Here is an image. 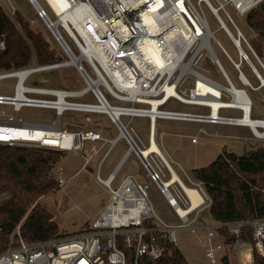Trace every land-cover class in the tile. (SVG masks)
<instances>
[{
  "label": "built area",
  "instance_id": "1",
  "mask_svg": "<svg viewBox=\"0 0 264 264\" xmlns=\"http://www.w3.org/2000/svg\"><path fill=\"white\" fill-rule=\"evenodd\" d=\"M42 1L54 20L50 19L47 11L37 0H27L36 18L52 36L66 60L38 66L33 59L27 68L0 73V80H15L12 95H0V106L10 110L0 111V145L46 149L60 153L71 152L83 157L86 165L90 157L97 153L92 148L90 156L86 157L84 155L86 143L102 142L108 144L111 149L119 140H123L127 146L123 161L129 154L137 158L132 144L137 147L138 145L120 118H146L149 123L150 145L154 138L156 120L198 123L204 121L210 113L205 116L162 109L169 100H175L180 104L205 108L211 112L209 106L202 102L192 103V89L196 87L197 81L218 92L219 102H224L223 96L229 98L225 101L229 103L228 106L217 109L218 118L220 110L238 111L242 115L243 109L239 104L245 101L254 127L242 124L241 127L248 128L256 139H264V120L250 117L251 100L243 89H236L233 86L216 58L211 42H215L220 50L222 48L210 32L201 11L189 0H53V4L50 3L51 0ZM8 2L9 0H0V7L11 18L14 10L12 12L8 10ZM215 2L218 4L216 8L212 7L208 0H197V5L199 7L201 3L206 4L237 48L239 63H233L223 50L222 52L237 70L239 82L252 91L264 88V77L258 73L243 52L240 42L245 43L263 74L264 56L262 58L257 56L224 11L225 6H230L247 22V16L251 12L264 7V0H215ZM220 9L235 28L236 37L228 32L219 18L217 13ZM28 22L31 25L35 24L32 19H28ZM60 28L70 44L63 37ZM257 36L259 47L264 48V34ZM147 46L150 47V51L161 56L165 64L163 69L149 68L145 53ZM3 49L4 45L1 42L0 50ZM202 52L213 61L225 85L209 77L210 71L199 72L194 69ZM240 63L248 66L257 81V87H252L239 72ZM172 65L175 67L172 68ZM67 66L72 67L75 76L84 83L82 89L64 90L24 85L32 74L50 72ZM185 76L193 78V87L187 97L189 101L182 99L184 97L176 92ZM74 86L75 83L72 84V87ZM169 86H174V91L180 97L167 95L166 88ZM101 88L115 102L130 106H111L102 94ZM87 96L94 102L72 100H85ZM152 103H155L156 109L153 117L150 116ZM262 105L264 107V99ZM22 108L52 110L56 120L50 124L21 120L19 113ZM65 113L81 117L79 125L74 122L69 124V129H62L60 119ZM91 115L107 116L117 133L116 138L104 137L103 130L98 124L92 125ZM212 121L214 122L212 124L217 125L240 126L236 123L238 118L233 117L226 119L224 123L217 119ZM254 129L260 130L259 137L256 136ZM138 149L142 151L139 147ZM151 155L156 156L149 153L145 157L146 163L140 162L138 158L137 160L145 170L148 180L156 186L176 217L181 220V225L172 226L154 219L153 211L147 202V186L138 183L136 177L125 176L114 189L111 188L119 166L102 180L99 176L101 165L99 164L97 179L109 191V198L99 217L87 231L73 237L26 243L20 237L18 225L10 237L9 246L0 252V264H169L174 251H179L176 245L177 233L182 230H189L191 233L206 232L208 242L215 234L221 238V245L213 246L208 243L204 247L205 257L211 259L212 264H217L216 254L222 251L223 247L232 255L239 257L240 264H253L254 253L264 259V218L191 226L198 215L207 210L210 199L201 184L188 178L190 187L185 186L171 166L179 182H171L172 174L165 165L163 168L168 180L163 181L161 172L149 161ZM102 162L103 160L100 163ZM55 179L60 188L68 180L62 171L55 174ZM173 185L181 192L180 202L187 204L183 215L178 212L181 208L169 192ZM182 185L193 192L197 202L194 207L191 197ZM190 216L193 217L189 220ZM244 230L251 231L252 243L242 239ZM227 237H230V242H226ZM224 258L230 263L228 254L223 253L217 258L219 264H223Z\"/></svg>",
  "mask_w": 264,
  "mask_h": 264
},
{
  "label": "rangeland",
  "instance_id": "2",
  "mask_svg": "<svg viewBox=\"0 0 264 264\" xmlns=\"http://www.w3.org/2000/svg\"><path fill=\"white\" fill-rule=\"evenodd\" d=\"M189 1L201 11L210 32H212L213 37L225 54L233 63H239L237 48L234 47L227 32L220 26L219 22L209 11L206 4L201 3L198 7L197 0ZM208 1L212 7H218L215 0ZM37 2L47 11L50 19L54 20L53 15L48 11L45 3L42 0H37ZM15 9L20 11L26 19L34 20V28L45 34L47 40L54 47L56 57L54 61H65V55L60 51L59 47L53 41L52 36L43 27L42 23L36 18L35 12L28 4L27 0H9L8 10L12 12V10ZM224 11L232 19L234 26L240 31L250 48L259 58H262L264 56V48L259 47V38L245 21V18L237 15L234 9L230 6H225ZM224 11L220 9L217 14L227 28L228 32L233 37H236V30L226 18ZM60 32L68 44H70L61 28ZM211 47L233 86L236 89H243L251 100L252 109L250 117L252 119L264 120V107L262 105V100L264 99V88L252 91L248 87L241 85L237 78V70L226 58L219 46L212 41ZM240 47L258 73L264 77L261 68L243 41L240 42ZM84 67L87 68L85 64ZM194 69L199 72H202L203 70L210 71L208 74L209 77L225 85L217 67L205 52H202L200 59L194 66ZM238 69L239 72L245 76L252 87H257V81L245 63H240ZM14 83V79L0 80V95H12ZM73 83H75L74 87H72ZM24 85L27 87H43L64 90H80L85 86L84 83L77 76H75L73 68L70 66L50 72L32 74L26 79ZM192 87L193 78L185 76L181 84L177 87L176 92L180 96L187 98L188 92ZM101 92L111 106H130L129 104L115 102L102 88ZM228 99L229 98L227 96L222 97V101L224 102L228 101ZM72 100L76 102H94L90 96H87L85 100ZM136 107L141 106L136 105ZM162 109L173 112L201 114L205 116L210 113L205 108L183 105L175 100H169ZM1 110L10 112L9 109H5L0 106V111ZM219 116L221 119L241 117L240 112L231 110H220ZM19 117L21 120H25L27 122L43 124H50L56 120L54 111L35 108H22L20 110ZM90 117L93 120L92 125L94 126L98 124V126L103 130L102 132L104 137L116 138L117 133L110 124L107 116L91 115ZM80 119L81 117L76 116L73 113H65L60 119L61 128L69 129V124L74 122L78 126ZM120 120L124 125H126L129 134L136 141L137 145L141 149L146 148L148 145L149 133L148 120L141 117H134L132 119L121 117ZM162 131L164 133L163 135H161ZM160 138L163 139L165 144L170 146L172 152L170 158H164L173 168L181 182L187 187H190L188 178L189 180L194 181L192 178V171L208 166L214 162L218 156L224 153L241 155L245 151L254 149L255 147L264 148V139L259 140L253 137L252 132L248 128L241 126L210 124L207 122L198 123L156 120L155 140L157 143ZM100 145L101 142L85 144L84 155L86 157L90 156V149L92 146L98 150V153L91 156L86 165L83 157L71 152H63L60 161L53 166V174L55 175L57 172L62 171L65 178L68 179L66 184L59 188L56 192L38 199L39 203L52 214L53 220L58 226L59 233L63 237H73L87 231L91 224L99 217L108 201L109 191L97 179L99 164H101L99 176L102 180H105L112 172L117 159H120L121 155L125 154L127 148L123 140H119L111 149L109 145H103L99 148ZM109 149L110 151L108 152L107 157L102 163H100L102 156ZM149 161L154 168L161 172L163 175V181H167L168 175L163 168V162L154 155L150 156ZM126 174L136 177L138 183L147 186V202L153 211L154 219L156 221L158 219L164 224L172 226L182 224L181 220L176 217L173 210L168 206L166 199L159 193L156 186L148 180L145 170L140 163L136 161L133 154L129 155L122 166L118 169L116 179L111 188L114 189L122 178L127 176ZM169 192L177 201L179 207L184 210L187 204L185 202H180L181 192L179 188L176 185H173L169 188ZM4 199L5 198H0V203L3 202ZM192 217L193 216H190L189 220ZM202 224L214 225V222L210 219L206 211L200 213L197 220L191 223V226H201ZM208 243L213 246L221 245L222 240L217 234H215L208 242L206 232L203 231L191 233L189 230H182L177 233V249L188 264H212L211 259L206 258L204 253V247L207 246ZM223 253L228 254L230 260L229 264H240L239 257L232 255L227 248L224 247L222 251L217 252L216 257L218 258ZM216 257V263L219 264L220 262Z\"/></svg>",
  "mask_w": 264,
  "mask_h": 264
},
{
  "label": "trees",
  "instance_id": "3",
  "mask_svg": "<svg viewBox=\"0 0 264 264\" xmlns=\"http://www.w3.org/2000/svg\"><path fill=\"white\" fill-rule=\"evenodd\" d=\"M247 22L255 33L263 35L264 7L251 12ZM34 27L20 11L15 9L10 18L0 7V43L4 45L0 73L27 68L33 59L38 66L54 62L53 45ZM62 155L53 150L0 145V198H5L0 203V252L9 246L18 225L26 243L63 237L52 214L38 201L59 190L53 166ZM192 178L210 199L206 213L214 223L264 218V148L255 147L241 155L224 153L208 166L193 170ZM250 234L244 230L242 239L252 243ZM169 264L188 263L174 251ZM223 264H229L227 258ZM253 264H264V259L254 253Z\"/></svg>",
  "mask_w": 264,
  "mask_h": 264
},
{
  "label": "bare ground",
  "instance_id": "4",
  "mask_svg": "<svg viewBox=\"0 0 264 264\" xmlns=\"http://www.w3.org/2000/svg\"><path fill=\"white\" fill-rule=\"evenodd\" d=\"M50 3L53 4V0H51ZM149 48H150L149 46H147L145 48V53H146V56H147L149 68L152 69V70H161V69H163L165 67V64H164V61L162 60L161 56L159 54L154 53L153 51H150ZM171 67L173 68L175 66L172 65ZM166 94L167 95L179 96L174 91V86L167 87L166 88ZM202 96H204L205 98H201ZM218 96H219L218 92H216L212 88L204 85L202 82L197 81L196 87L194 89H192V97H191L192 103L198 104V102H202L203 104L209 106V108L211 109L209 117H206V119H204V121H201V122H207V123L212 124V123H214L212 121L213 119L221 120L223 123L226 122L225 121L226 119L218 118L217 109L220 108V107L228 106L229 103L228 102H219L217 100ZM182 99L189 101L188 98H182ZM152 105H153V108H152V112L150 113L151 117H153V115L156 112L155 103H152ZM239 106H240V108L243 109V113H242L241 117L238 118V121L236 123L239 124L240 126L242 124L244 126L250 125V126L254 127L253 122L249 118L246 102L245 101L244 102L243 101L240 102ZM254 132H255L257 137L260 136L261 132L255 130V129H254ZM141 153H142V155L144 157H146L149 153H154L156 156H158V158L163 162V164L169 168V170H170V172L172 174L171 182H173V181L179 182L177 176L172 171L170 165L168 164V162L166 161V159L164 158V156L162 155V153L158 149L157 145L155 144L154 138H152V140H151V145L147 149L142 150ZM183 188H184L185 192H187V194L191 197L192 206L194 207L197 202H196V199L193 196V192L191 190L187 189L184 186H183ZM178 212L181 215H183V213H184V211L181 210V209H178Z\"/></svg>",
  "mask_w": 264,
  "mask_h": 264
},
{
  "label": "crops",
  "instance_id": "5",
  "mask_svg": "<svg viewBox=\"0 0 264 264\" xmlns=\"http://www.w3.org/2000/svg\"><path fill=\"white\" fill-rule=\"evenodd\" d=\"M163 121V120H162ZM165 121H172V120H165ZM156 123V122H155ZM154 130H155V126H154ZM164 133H163V131H162V133H161V135H163ZM154 141H155V144L157 145V147H158V149L160 150V152L162 153V155L167 159V157L168 158H170L171 157V154H172V152H171V148H170V146L169 145H167V144H165V142L163 141V139H159V141H158V143L156 142V140H155V132H154ZM95 143H97V142H95ZM89 144H94V143H89ZM103 145H108V144H104V143H102L101 142V145H100V147L99 148H101V146H103ZM126 145V144H125ZM150 146V144H149V141H148V145H147V147L146 148H140L139 146V148L141 149V150H145V149H147L148 147ZM92 148H94L95 149V147L94 146H92L91 147V149ZM126 148H127V146H126ZM91 149H90V153H91ZM96 150V152L98 153V150L97 149H95ZM110 150H108L107 152H109ZM107 152H105V154L107 153ZM126 152H127V150L125 151V154H126ZM96 153V154H97ZM95 154V155H96ZM103 155L102 156V159L101 160H105V158L107 157V155H108V153L106 154V155ZM125 154L124 155H121V157H120V159L118 158L117 159V161H116V163L114 164V167H113V169H112V172L119 166V168L122 166V164L124 163V161L126 160H124L123 161V159H124V156H125ZM129 155H131V154H129ZM128 155V156H129ZM93 156V155H92ZM127 156V157H128ZM135 157V156H134ZM135 159H136V161L137 162H139L138 160H137V158L135 157ZM123 161V162H122ZM121 164V165H120ZM111 174V173H110ZM127 176L128 175H130V174H126ZM117 176V175H116ZM131 176V175H130ZM125 177V176H124Z\"/></svg>",
  "mask_w": 264,
  "mask_h": 264
},
{
  "label": "water",
  "instance_id": "6",
  "mask_svg": "<svg viewBox=\"0 0 264 264\" xmlns=\"http://www.w3.org/2000/svg\"><path fill=\"white\" fill-rule=\"evenodd\" d=\"M133 145V150L136 153L137 158L139 159L140 162L146 163L145 157L142 155L141 151L138 149V147L135 144Z\"/></svg>",
  "mask_w": 264,
  "mask_h": 264
}]
</instances>
